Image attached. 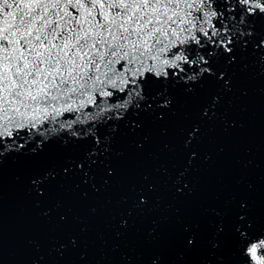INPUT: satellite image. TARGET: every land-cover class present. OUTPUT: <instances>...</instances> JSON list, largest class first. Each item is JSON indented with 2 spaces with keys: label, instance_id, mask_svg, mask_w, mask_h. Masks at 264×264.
<instances>
[{
  "label": "snow or ice",
  "instance_id": "6c2138e0",
  "mask_svg": "<svg viewBox=\"0 0 264 264\" xmlns=\"http://www.w3.org/2000/svg\"><path fill=\"white\" fill-rule=\"evenodd\" d=\"M262 77L264 0H0V166L29 168L25 192L56 233L44 252L27 241L31 264H264V224L239 194L253 161L211 135L244 127L242 85ZM178 118V142L153 152L150 128L167 137ZM125 141L153 162L127 185ZM225 159L231 183L217 177L205 198L203 177ZM54 189L80 207L48 206ZM100 197L104 208L89 203Z\"/></svg>",
  "mask_w": 264,
  "mask_h": 264
},
{
  "label": "water",
  "instance_id": "95a60500",
  "mask_svg": "<svg viewBox=\"0 0 264 264\" xmlns=\"http://www.w3.org/2000/svg\"><path fill=\"white\" fill-rule=\"evenodd\" d=\"M243 87L248 89V96L237 101L236 118L244 123V127L231 134L221 133L219 129L211 135L216 142L227 146L226 150L230 154H238L245 159H251L253 165L246 170V182L253 184L252 190H243L239 194L249 199L252 212L258 222L264 224V95L258 91L264 88V77L256 80H245ZM182 118L171 122L167 137H160L158 127L150 128L154 136L152 151L167 142L176 144L178 142V129L182 126ZM118 149L125 151V158H118L116 166L121 171V184L127 185L138 179V173L144 169H151L153 162L150 158H137L129 152L127 142L117 145ZM245 149L250 152L245 153ZM167 159L166 156L162 160ZM159 163V162H157ZM232 161L225 159L218 162L211 174L203 177V192L205 198H211L216 191V178L222 177L225 183H231ZM29 174L27 166H20L11 159H6L0 166V189H2V234H3V260L2 264H31V259L37 255L36 251L28 245L27 241L35 239L41 243V252L46 251L49 239L56 233L52 231V226L46 223L38 215V210L31 204L30 196L25 192L23 181ZM19 178V179H17ZM72 181L66 185L71 188ZM112 200L118 199L119 190L110 193ZM57 199L65 201L70 206L80 207L78 201L70 192L63 189L53 190L52 198L48 206H51ZM89 203L105 207L103 197L92 199ZM177 207L181 205L177 204ZM190 214L195 217L197 210L194 206L189 208ZM84 214L81 209V215ZM174 229H165L162 239L158 242L155 250H168ZM139 246L141 241H136ZM139 250V247H138ZM70 261L71 257H66ZM189 264H199V258L192 256Z\"/></svg>",
  "mask_w": 264,
  "mask_h": 264
}]
</instances>
